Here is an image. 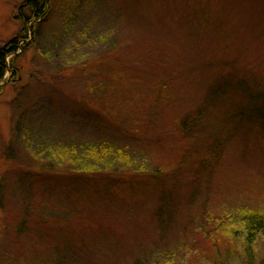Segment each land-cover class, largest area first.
Listing matches in <instances>:
<instances>
[{
	"label": "rangeland",
	"instance_id": "obj_1",
	"mask_svg": "<svg viewBox=\"0 0 264 264\" xmlns=\"http://www.w3.org/2000/svg\"><path fill=\"white\" fill-rule=\"evenodd\" d=\"M34 1L0 0V264H217L223 223L264 207L235 116L264 91V0ZM88 152L123 174L77 175Z\"/></svg>",
	"mask_w": 264,
	"mask_h": 264
},
{
	"label": "trees",
	"instance_id": "obj_2",
	"mask_svg": "<svg viewBox=\"0 0 264 264\" xmlns=\"http://www.w3.org/2000/svg\"><path fill=\"white\" fill-rule=\"evenodd\" d=\"M46 5V0L43 3H40V1H38V3L29 2V7H34L33 12L35 17L37 18L44 17V15L46 14ZM18 49H20V47L19 42L17 41H13L12 43H10L9 47H7L6 49H0V80H2L6 73L10 70H13V72L16 73L17 68H15L14 66L15 61L12 60L11 62H9L7 58L11 55H14L18 51ZM244 94V102L237 107L235 116L237 119H239L240 124H243L245 126L251 125L249 127L253 130H257L262 140H264V91L256 92L244 89ZM191 120L192 118L190 117L184 122H181V127L185 133H188L186 131L191 123H195ZM92 150H94L93 152L95 153V155L98 156L100 154V156L104 158L105 155L109 153V148L107 146L90 148L89 152H91ZM89 152L86 153V156H84L83 163L88 162L90 164L86 167H83V169H78V171H75L77 175L83 176L92 174L102 178H115L123 174H121V172H119L118 170H114V167L108 169V166H105L103 164L102 158L100 160H96L94 155L90 154ZM117 159L119 160L120 158ZM143 170L145 169L143 168ZM143 174L151 177L155 181H159V179L163 177L162 172L157 168L153 170H145ZM223 224H226L228 235L225 236L224 234L221 237H213V258L216 260L217 264H220V262L221 264H225L228 261L226 259L222 260L225 250L230 253V264H232V259L238 260L239 264H242V261L239 258L240 255L247 259V264H264V256L260 259L252 258V250L255 251V243H257L259 237H264V207H262L260 210L252 209L246 211L241 216L240 221L236 223L237 225L230 224L228 221L224 222ZM220 230L227 232V230H225L224 228H220ZM212 233L217 234L218 231L214 230ZM240 233L241 237H239ZM219 238L224 239V242H222V239L217 242L216 240ZM228 253L226 254L225 258L228 257Z\"/></svg>",
	"mask_w": 264,
	"mask_h": 264
},
{
	"label": "flooded vegetation",
	"instance_id": "obj_3",
	"mask_svg": "<svg viewBox=\"0 0 264 264\" xmlns=\"http://www.w3.org/2000/svg\"><path fill=\"white\" fill-rule=\"evenodd\" d=\"M34 2L38 3L37 1H34Z\"/></svg>",
	"mask_w": 264,
	"mask_h": 264
}]
</instances>
